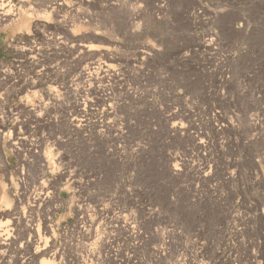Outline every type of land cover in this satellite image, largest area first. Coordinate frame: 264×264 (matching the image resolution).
<instances>
[{"label": "rangeland", "instance_id": "rangeland-1", "mask_svg": "<svg viewBox=\"0 0 264 264\" xmlns=\"http://www.w3.org/2000/svg\"><path fill=\"white\" fill-rule=\"evenodd\" d=\"M7 2L0 264H264V0Z\"/></svg>", "mask_w": 264, "mask_h": 264}, {"label": "bare ground", "instance_id": "bare-ground-1", "mask_svg": "<svg viewBox=\"0 0 264 264\" xmlns=\"http://www.w3.org/2000/svg\"><path fill=\"white\" fill-rule=\"evenodd\" d=\"M89 1V0H88ZM84 2V1H83ZM55 3V2H54ZM24 5H26V4H24ZM30 8V7H29ZM22 11H24V10H22ZM22 13H24V12H22ZM21 13V14H22ZM19 14V13H18ZM18 14H16V13H14V10L13 9H11V7L9 6V4H8V2H7V0H0V24H2V23H4V22H11V21H14L16 18V16L18 15ZM21 14H20V16H21ZM24 16H25V14H24ZM80 47V46H79ZM78 48V47H77ZM82 48H88V50L90 49L89 48V46L88 45H82ZM81 49V48H80ZM86 50V49H85ZM84 50V51H85ZM92 50V49H91ZM82 51V50H81ZM87 53V52H86ZM87 57V56H86ZM104 57H105V59H106V61L103 63V67H106V69L108 70V69H110V68H112V62L115 60V58L111 55V54H109V53H106L105 55H104ZM83 59H84V57H82ZM82 59V60H83ZM89 59V58H88ZM86 60V59H85ZM89 60H92V59H89ZM83 62V61H82ZM88 62V61H87ZM92 64V63H91ZM93 65V64H92ZM112 70V69H111ZM84 71L86 72V70L84 69V68H81L80 69V72L78 73V74H81V75H83V73H84ZM86 74V73H85ZM98 98V97H97ZM100 100L101 101H103V99L102 98H100ZM102 104H103V102H102ZM177 128H179L178 127V125L176 124V123H173L172 125H171V129L172 130H176ZM178 130V129H177ZM176 130V131H177ZM177 168L176 167H173L172 168V170H176ZM178 170V169H177ZM0 199L2 200V195H1V192H0ZM36 251H38V250H36Z\"/></svg>", "mask_w": 264, "mask_h": 264}]
</instances>
